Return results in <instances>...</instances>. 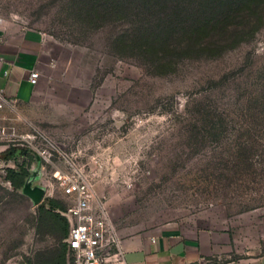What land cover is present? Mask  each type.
Segmentation results:
<instances>
[{"label": "rangeland", "instance_id": "obj_1", "mask_svg": "<svg viewBox=\"0 0 264 264\" xmlns=\"http://www.w3.org/2000/svg\"><path fill=\"white\" fill-rule=\"evenodd\" d=\"M160 3L148 7L152 24L171 12ZM0 19L40 32L52 57L21 119L0 117L16 130L0 136V264L66 242L36 226L48 198L70 204L45 185L63 154L79 155L121 237L175 226L219 238L224 262L264 253V20L233 47L179 54L157 69L112 46L132 18L93 27L72 0H0ZM18 164L45 166L26 180L44 189L39 202L5 178Z\"/></svg>", "mask_w": 264, "mask_h": 264}, {"label": "trees", "instance_id": "obj_2", "mask_svg": "<svg viewBox=\"0 0 264 264\" xmlns=\"http://www.w3.org/2000/svg\"><path fill=\"white\" fill-rule=\"evenodd\" d=\"M160 2L171 12L152 24L148 7H158ZM72 6L77 17L93 27L132 18V30L119 34L112 46L121 56L144 58L157 69L175 65L179 54L222 52L233 47L244 41L245 35L252 36L264 20V0H72ZM168 57L171 59L166 60ZM6 151L13 155L17 150ZM21 151L26 154L25 149ZM29 175V166L18 164L6 169L5 178L18 190ZM65 210L66 206L55 198L42 202L36 217L38 231L67 238ZM66 254L67 243L63 242L58 250L38 254L24 264H67Z\"/></svg>", "mask_w": 264, "mask_h": 264}, {"label": "crops", "instance_id": "obj_3", "mask_svg": "<svg viewBox=\"0 0 264 264\" xmlns=\"http://www.w3.org/2000/svg\"><path fill=\"white\" fill-rule=\"evenodd\" d=\"M45 41L40 32L0 19V92L7 100L0 109L1 119L19 121L24 105L36 100L37 85L29 81L30 72L52 67ZM219 243V238L204 232L166 226L122 237L123 256H112L104 264H264V253L257 258L221 261Z\"/></svg>", "mask_w": 264, "mask_h": 264}, {"label": "built area", "instance_id": "obj_4", "mask_svg": "<svg viewBox=\"0 0 264 264\" xmlns=\"http://www.w3.org/2000/svg\"><path fill=\"white\" fill-rule=\"evenodd\" d=\"M40 72L32 70L29 81L37 85ZM2 92V91H1ZM0 92V109L7 100ZM13 127H1L0 136H15ZM29 135L22 136L27 139ZM79 155L63 154L61 168L53 172V182L48 181V187L56 185L63 195L70 200L66 210L62 212L69 221L67 243V264H104L112 256H123L122 237L111 217L104 195H99L94 189L89 176L79 162ZM46 163H52L51 156H44ZM32 172L42 175L45 166H34ZM6 172V170H5Z\"/></svg>", "mask_w": 264, "mask_h": 264}, {"label": "water", "instance_id": "obj_5", "mask_svg": "<svg viewBox=\"0 0 264 264\" xmlns=\"http://www.w3.org/2000/svg\"><path fill=\"white\" fill-rule=\"evenodd\" d=\"M30 184V182H27L24 186V190L31 194L34 199L39 202L42 198V192H44V189L41 187L32 188Z\"/></svg>", "mask_w": 264, "mask_h": 264}]
</instances>
